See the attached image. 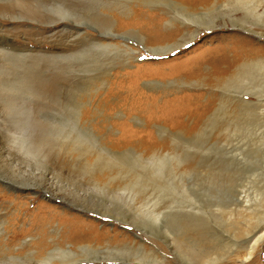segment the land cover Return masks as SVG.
<instances>
[{"label":"bare ground","instance_id":"1","mask_svg":"<svg viewBox=\"0 0 264 264\" xmlns=\"http://www.w3.org/2000/svg\"><path fill=\"white\" fill-rule=\"evenodd\" d=\"M7 1L10 2L4 3L5 1H3L0 3V11L3 12L2 15L11 23L17 24L19 19L42 23L45 28L48 26L46 30L50 35H53L56 31L64 34L65 38L63 41L67 39L65 44L68 49L72 48V44H76V48L79 46L77 50L72 49L69 54L79 53L88 55L94 60H97L100 55L96 52V48L104 49L105 47H112L119 52V65L121 66L130 65L135 58V53H139V47L135 45L136 43L145 48L147 53L166 55L175 49L182 48L183 45L189 43L197 34L201 33L203 29L214 30L216 28H221L223 25L224 27L232 29L233 27L242 28L258 37L264 38V0H220V2L217 0ZM198 3L201 4L199 5ZM146 4H155L157 6L164 5V7L155 6L147 9L145 8ZM165 22L168 23V27L163 29V23ZM84 25L94 29L93 32L87 31ZM3 29V24L0 22V59L3 60L2 56L7 57L6 60H8L7 64L9 67L3 66L0 70V73L7 75L5 81H2L0 78V93L4 90L12 91L25 88L30 90L33 88V93L37 100L29 97V101H27L28 99L16 101V98L13 99L10 95L3 97L2 95L4 94H0L2 96V98L0 97V124L2 121L6 120L5 117L7 116L10 119L8 122L12 125V106H26L29 109L28 112L31 115L25 116L22 123L24 125V127H22V132H13L18 131L16 129L10 132L21 134L18 147L16 148L23 153L25 156L24 158L28 161V166L31 167L32 170L31 177L22 175L19 178H9L0 175V199L8 197L1 188L3 184L7 188L27 193V195L29 193L37 194L38 196L42 195L47 199L55 200V202L57 201L56 204L58 205L62 204V202H66L87 213L96 212V215H100L99 218L102 216H107L111 219L119 218L122 222L131 224L146 233L158 231L170 243L169 245H172L174 252L177 251L179 253L181 256L180 258L186 264H192L188 246L192 245L193 242L191 243V240L193 237L187 233V230L189 227L193 226L192 224L194 222L202 224L203 227H208L210 233L215 232L221 236L227 235V233H224L222 229H220L221 226L217 227V225L211 223L213 218H210V216L214 215H210L207 209L213 206L215 210L212 211L211 209V213L218 212L216 214L219 216H216V218L219 220L226 214L232 215L233 218L236 211L238 212L240 210H235L234 208L225 209L226 207L220 205V203H213L205 207L204 204L199 203L192 192L188 190L185 180L177 182L178 184L180 183V185L177 183H167V187L170 188L172 192L174 191L176 193V188L178 187L183 193L179 192L181 194L179 198L174 195L173 201L178 202L179 205L174 208L175 210L169 209L171 211L155 208L153 206L155 202L150 199V195L143 196L140 194L141 191L137 192L138 190L136 188L133 190L132 187H134V185H136L135 187H140L146 183H150L153 186L159 185L158 187L163 185V183H161L164 177H162V166H165L167 168L166 170L171 173L174 172L170 161L175 156L174 154L176 151H174L175 153L173 154L169 151L163 153L159 149H152L146 153V151L139 149L138 146L140 141H137L139 140L137 139L134 140L130 146L125 148L122 147L121 149H116L111 145L102 143L100 147L97 146L98 148H96V151L92 149L90 154H88L89 157L83 158L82 156L84 155L79 154V150L77 148L74 149L73 145L68 148L64 143L63 145H58L49 142V140L43 136L42 132L44 130L43 126L45 125L49 126V129L51 128L49 119L46 117L56 119L61 115H57L58 112L55 113L51 110L53 108L47 109V102L39 99H49L43 97L44 93L53 91V94H57V92L61 90V84L54 81V77L56 76L54 68H56V66L58 67V61H60L58 58L65 57L68 53H64L65 49H59L57 53L45 52L44 50L43 52H34L24 45L18 46L15 44V30L7 32ZM236 35L238 34H231L229 36L231 42L227 38H222L224 43H220L222 45L218 46L214 54H209L206 59L209 66L205 67L201 62H197L194 66L190 65L189 67L191 62L189 64L183 62L186 64L185 67H187V69L181 71L179 73L181 75H177L179 77L176 81H173L177 84L180 83V85H191L194 83L200 87L210 85L215 87L217 90L216 97L218 98V103L207 116L205 124L210 123L215 116L224 111V108L230 105L229 102H234L238 108L239 106L255 105L258 107V112L264 108V48H256L251 42L247 41V39H241V36L237 37ZM199 56L200 55L196 54V56L192 57L191 61H194L196 57ZM103 58L105 57L101 59L104 60ZM33 62L38 66L41 65L49 70L51 69L48 74L53 75L49 76L48 79H53L33 80L32 82H30V80L27 82H17L13 80V73H10V71H12L11 67L18 69V71H20L18 74L23 76L24 73L21 71L28 69ZM163 65L165 64H136L135 69L131 70L128 80H124L127 84V90L131 91L130 93L138 90L139 81L144 76L155 74L161 77L170 76L171 71H166V73L160 70V68L163 67L165 69ZM176 65L177 64L173 66ZM179 66L181 67V63ZM185 71L187 74L182 75ZM108 74L107 71L102 78L100 77L101 83L107 80L105 77H107ZM118 74H116L115 78L120 76V78L123 77L121 73ZM10 75L13 77L11 78ZM115 78L109 80L110 84L108 89L114 84H118L119 86L122 84V80L116 81L117 79ZM203 78L204 80H200ZM168 82H170V80ZM164 83L165 82H163V85H165ZM231 92H233V94H231ZM244 94H251L256 99H246ZM196 97L199 98L200 96ZM213 97L210 96L206 104L201 106V110L196 108L197 111H199L198 113L207 112L208 107L212 104V100H214ZM139 98H141V96ZM179 98L180 96H175L172 100H167L165 106L161 107L160 110L165 107L171 109V105L175 103L176 100H179ZM61 99L58 97L52 98L49 103L56 104V106L66 104V100ZM94 101L97 104H94L95 106L88 111L86 106L93 104L92 102ZM98 104H101L100 99L96 100L91 97L89 101L86 99H79L77 105L74 104L77 108L72 112H67L70 113L69 120L72 126L80 131L86 132V136H96V134H94L97 127L95 124L101 125V127L105 129L103 123H92L98 117L99 119L102 117L103 122L108 118V115L105 114V109L101 112ZM33 105L37 113L36 115H39L41 120L34 121L32 119V117L35 116V112L33 113L32 111ZM5 106L7 112L4 110ZM128 111L123 113L128 114ZM86 116H92V119L89 120V122H91L89 123L90 126L89 124L85 125L83 117ZM115 140H117L118 144H122V142L125 143V140L119 137ZM74 152L78 156H73ZM86 153L88 152H85V154ZM128 155L133 156L134 160L132 163H129L125 159ZM80 156L83 160L82 158L80 159ZM102 157L105 158L104 164L102 163L104 160ZM110 163L114 165V167H112L113 169L104 166ZM133 164L139 167L134 168ZM123 166L131 169L124 173ZM41 168L47 169L50 173L51 171H57V177L63 178V176H68L69 179H74V181H79L78 177L81 176V179L83 178V180L85 179L89 184L91 183V186H82L85 195L88 194L90 197L95 196L96 198L101 197L104 199L108 197L110 198V202L116 206H130L131 215L122 218L119 217L122 212L117 208L111 209V207H105L103 210L97 211L67 199L63 194L58 193V190L56 191L53 188L51 184L53 179L51 177L44 178L48 181L46 183L44 182L46 180L36 177L38 174L36 172ZM177 180H179V178L176 179V181ZM165 181L169 182L167 180ZM79 187L81 188V186ZM172 188L174 190H172ZM13 197L15 198H13L12 204L15 209L11 210L9 205L0 208V264H88V262H92V264H101L102 262L110 264H116L118 262L128 264H150L147 263L148 261L158 264V262L161 261V259H159V252L157 248H155L156 246H154V248L153 245L152 247H147L145 240L141 237L139 238V236H136L130 242H114L111 237H107L101 242H93L92 239L98 238L99 235L109 234V231H113L114 229L107 230L106 228H102L100 230L102 234L97 233L94 230L95 225L93 222H85V220H83V222L80 220L81 216H88L87 213H83L84 211L79 212L77 210L78 212L76 211V214L72 212L69 213L66 210L59 212L53 209V211H51L49 207L43 206L41 205L42 203L39 202L37 206H40V208H38L37 211H31L29 213L30 215H28L30 216L29 226L25 229L17 230L15 223H17L18 220H27L28 216L26 212L29 210L24 206V201H20L21 197L18 194ZM141 202L144 203V206H132ZM197 203H199V205ZM238 208H240L239 205ZM241 209H243L242 213L247 214L249 211V207L246 205H243ZM251 212L249 211V213ZM99 218L94 219L99 220ZM56 220V224L51 223ZM77 222H80V224L83 223V227L78 229L79 232L76 231L77 225L79 224ZM215 222L216 221H214V223ZM69 230L71 232L68 233L67 231ZM10 232H12L11 235ZM23 233L30 234L32 239L20 243V238ZM120 235L128 236L123 233ZM245 235L243 254L236 255V259H229V263L238 264L246 262V264H255V258L253 257L254 250L256 244L264 237V215L255 225L248 228ZM228 236L229 235H227V237ZM177 242V245L181 246V249H178L176 245ZM14 243L18 245L17 248L13 247L15 245ZM230 255H232V253ZM203 257L206 256L199 255L197 261L202 260V262H204ZM208 259L209 257L206 260L208 261ZM164 264L172 263L169 260H164Z\"/></svg>","mask_w":264,"mask_h":264},{"label":"rangeland","instance_id":"2","mask_svg":"<svg viewBox=\"0 0 264 264\" xmlns=\"http://www.w3.org/2000/svg\"><path fill=\"white\" fill-rule=\"evenodd\" d=\"M3 1H5L4 3L10 2L2 0L0 3ZM217 1L220 2V0ZM198 4L200 5L201 3ZM155 6L157 5L146 4L145 8L150 9ZM161 6L164 7V5H159L157 7ZM2 14L3 12L0 11V22L3 24V30H6L7 32L15 30L16 45H24L32 49L34 52H43L44 50L45 52L57 53L59 52V49H65L64 53H68L65 57L58 58V60L60 59L61 61H58L59 68L56 65V68H54L55 74L58 76L54 77V81L61 84V90H59V93L57 92V94H53V91L44 93L43 97L49 99H39L47 102V109L53 108L51 110L55 113L58 112L57 115H61L56 119L46 117L49 119L51 128L49 129V126L46 125L43 126V136L49 140V142L58 145H63L64 143L68 148L73 145L74 149L77 148L79 150V154L84 155L82 156L83 158L89 157L88 154H90L92 149L96 151V148L100 147L102 143L111 145L116 149H121L122 147L125 148L130 146L132 142L137 139H139L137 141H140L138 146L139 149L146 151V153L152 149H159L163 153L169 151L173 154L175 153L174 151H176L174 154L175 156L170 161L174 172L171 173L166 170L167 168L165 166H162V177H164L162 178L161 183H163V185L158 187L159 185L153 186L150 183H146L140 187H135L136 185H134V187H132L133 190L136 188L138 190L137 192L141 191L140 194L143 196L150 195V199L155 202L153 203L155 208L160 210L164 209V211H171L172 209L175 210L174 208L179 205L178 202L173 201L174 195L179 198L182 191L177 187V192H172L170 188L167 187V183L174 184L181 182V180H185L187 182L188 190L192 192L195 199L199 203L204 204L205 207H208L213 203H220V205L226 207L225 209L234 208L235 210H240L238 212L236 211L233 218L232 215L230 216L226 214L219 220L216 218V216H219L216 214L218 212L211 213L215 210L213 206L212 208L207 209L210 215H214L210 216V218H213L211 223L217 225V227L221 226L220 229H222L224 233H227V235H229L228 237L227 235H218L215 232L210 233L208 227H203L202 224H198L197 222H194L192 224L193 226L188 228L189 231L187 230V233L193 237L191 240V243L193 242L192 245L188 246L190 249V261H192V264H231L229 263V259H236V255H242L244 252V237H246L245 234L248 228L255 225L264 215V108L258 112V107L255 105L239 106L238 108L234 102H229L230 105L225 107L224 111L214 118L212 117L213 120L210 123L205 124L207 116L213 111L212 109H214L218 103V98L216 97L217 90L215 87L212 85L200 87L194 83L191 85H180V83L177 84L173 81L177 80L179 77L177 75H181L179 74L181 71L187 69L185 63L189 64L191 62L189 67L190 65L194 66L197 62H201L205 67L209 66L206 59L209 54H214L218 46L222 45L220 43H224L222 38H227L229 40L231 34H238L239 36L236 35L237 37L241 36V39H247V41L251 42L254 47L261 49L264 48V38L258 37L242 28L233 27L232 29L224 27L223 25L221 28H216L214 30L203 29L201 33L197 34L189 43L183 45L182 48L175 49L166 55L147 53L145 48L136 43L135 45L139 47V53H135V58L130 65L121 66L119 65L120 57L117 49L112 47H105L104 49L96 48V52L100 54L97 60H94L91 56L79 53L69 54L72 49L77 50L79 46L76 48V44H72V48L68 49L65 44L67 39L63 41L65 35L61 32L56 31L53 35H50L46 30L48 26L45 28L42 23L26 21L23 19H19L17 24L11 23ZM165 27H168V23L166 22L163 23L162 28L165 29ZM84 28L89 32H93L94 30L86 25H84ZM229 41L231 42V40ZM196 54L200 56L196 57L194 61H191L192 57L196 56ZM102 57H105L103 58L104 60L101 59ZM2 59L4 61L0 59V70L3 66L9 67L7 64L8 60H6L7 57L2 56ZM139 63L157 65L165 64L163 65L165 66V69L163 67L160 68V70L162 72L171 71V74L170 76L168 75V77H161L157 74L144 76L139 81L137 87L138 90L130 93L131 91L127 90V84L124 80H128L131 70L135 69V65ZM180 63L181 67L179 66ZM175 64L177 65L173 66ZM11 69L12 71H10V73H13L12 75L14 77L12 75L10 76L17 82L53 79L52 77V79H48L49 76L53 75L48 74L51 69L49 70L41 65L38 66L36 63L34 64V62L28 69L21 71L25 76L19 75L18 72L20 71L16 68L11 67ZM107 71L109 73L108 76L105 77L107 80L101 83L100 79L105 73H107ZM118 73H121L123 77L120 78V76L115 78ZM185 74H187L186 71L182 73V75ZM6 76V74L0 73L2 81H5ZM114 78L117 79L116 81L122 80V84L120 86L114 84L112 85L113 88L111 86V88L108 89L110 84L109 80H113ZM169 80L170 82H168ZM200 80H204V78ZM163 82H165V85H163ZM4 91L0 93L1 95L4 94L2 95L3 97L10 95L13 99L16 98V101H20V99H28L27 101H29V97L31 99L35 98L33 88L30 90L25 88ZM231 94H233V92H231ZM1 95L0 97L2 98ZM140 96L141 98H139ZM175 96H180V98L171 105V109L165 107L163 108L165 110H160L161 107L165 106L167 100H172ZM196 96L200 97L198 98ZM210 96H214V100H212V104L208 107L207 112L198 113L199 111H197V109L201 110V106L206 104L210 99ZM56 97L59 99L62 98L61 100H66V104L56 106V104L49 103L52 98ZM90 97L93 99L95 98L96 100L100 99L101 104H98L99 109L101 112L105 109V114L108 115L105 122L102 121V117H100V119L98 117L92 122H99L105 125L104 129L101 125L95 124L97 126L94 132L96 136H86V132L73 127L69 120L70 113H67L72 112L77 108L75 105H77L79 99H86L89 101ZM244 97L246 99H256L251 94H244ZM34 100L37 99L35 98ZM92 103L93 104L86 106L88 111L95 106L94 104H97L95 101ZM14 106L15 107L12 106V125L8 122L10 119L7 116L5 117L7 121L4 120L0 124V175L9 178H19L22 175L31 177L32 170L31 167L28 166V161L24 158L25 156L23 153L16 148L18 147L19 137L21 135L18 133H21L22 127H24L22 124L23 120L25 116L31 114H29V109L26 106ZM4 110L7 112L6 106L4 107ZM126 110H129L128 114L123 113L127 112ZM32 111L33 113L35 112L34 105ZM36 114L37 113L35 112V116H33L32 119L34 121L41 120L40 116ZM83 119L85 125H88L91 123L89 120L92 119V116H86L83 117ZM15 129L18 131L13 132L18 133L10 132ZM117 137L124 139L125 143L122 142V144H118L117 140H115ZM85 152L88 153L85 154ZM74 153L73 156H76L77 154ZM128 156L125 157V159L129 163H132L134 160L133 156ZM82 157L80 156V159ZM103 158L104 157H102V159ZM104 161L105 158L102 161L103 164L105 163ZM104 166L111 168L114 167L112 163ZM133 167L138 168L139 166L137 167V165L133 164ZM123 168L124 173L131 169L129 167L126 168L125 166H123ZM36 173H38L36 177L43 180H46L44 179L45 177H51L53 179L51 183L53 188L56 191L58 190V193L63 194L67 199L74 201L79 205L97 211L103 210L105 207H111V209L117 208L122 212L121 215H119V217L122 218L131 215L130 206H116L110 202V198L108 197V199H104L101 197L96 198L95 196L90 197L88 194L85 195L82 186H91V183L89 184L85 179H81V176H77L79 181H74V179H69L68 176H63V178L57 177V171H51L50 173L45 168L39 169ZM178 178L179 180L176 181ZM165 180L169 182H166ZM44 182L46 183L48 181L46 180ZM178 185H180V183ZM79 186H81V188ZM1 188L5 191L8 197L2 198L3 200L0 199V208L9 205L11 210L15 209L12 204L13 198H15L13 196L18 194L21 197L20 201H24V206L29 210L26 212L27 216L30 215L29 213L31 211H37L38 208H40V206H37L39 202L42 203L41 205L49 207L51 211H53V209L59 212L66 210L67 212H72L74 214H76L75 212L77 210L79 212L84 211L75 208L70 203L62 202V204L58 205L56 204L57 201L55 202V200L47 199L42 195L38 196L37 194L31 193L27 195V193L7 188L3 184L1 185ZM133 190L131 189L130 191ZM172 190L174 189L172 188ZM199 203L197 204L199 205ZM242 204L248 206L249 211L252 212L249 213L248 211L247 214L242 213ZM138 205L141 207L144 206V203H136V205L132 206L138 207ZM238 205L240 208H238ZM83 213L86 214L87 212L84 211ZM87 215L88 216H81L80 220L93 222L95 225L94 230L97 233L102 234L100 232L102 228H106L107 230L114 229L113 231H109V234L99 235V237L97 236L98 238L92 239L93 242H101L107 237H111L114 242H130L136 236H139V238L141 237L145 240L147 247H152L153 245L154 248V246H156L155 248H157L159 252V259H161L158 264H164V260H169L172 264H186L180 258L181 256L179 253L177 251L174 252L172 245L170 246V243L158 231L146 233L131 224L122 222L119 218L111 219L107 216L99 218L100 215H96V212H88ZM29 217L30 216L27 217V220H18L17 223H15L16 229L21 230L27 228L30 222ZM94 218H99V220H95ZM214 221L216 222L214 223ZM51 223L56 224L57 220L52 221ZM77 223L79 224L77 225L76 231L79 232L78 229L83 227V223ZM67 232L69 233L71 231L69 230ZM122 233L124 235L127 234L128 236H121L120 234ZM11 234L12 232H10V235ZM30 239H32L30 234L23 233L20 238V243L27 242ZM14 244L13 247L17 248L18 245H16V243ZM177 244L178 242L176 245ZM178 249H181V246H178ZM211 252L214 253L212 254ZM231 253L232 255H230ZM199 255H205L207 258L209 257L208 261L206 260V257H203L204 262H202V260L197 261ZM253 257L255 258V264H264V237H262L261 241L256 244ZM147 263L156 264V262L151 263L149 261ZM88 264H92V262H88ZM101 264L110 263L102 262ZM116 264L128 263L118 262ZM238 264H246V262Z\"/></svg>","mask_w":264,"mask_h":264}]
</instances>
